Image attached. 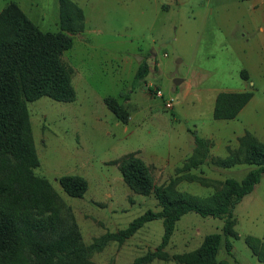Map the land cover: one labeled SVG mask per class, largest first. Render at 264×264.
Wrapping results in <instances>:
<instances>
[{
	"label": "rangeland",
	"instance_id": "obj_1",
	"mask_svg": "<svg viewBox=\"0 0 264 264\" xmlns=\"http://www.w3.org/2000/svg\"><path fill=\"white\" fill-rule=\"evenodd\" d=\"M10 1L42 31H60L58 0H0V11ZM72 1L83 10L84 29L68 33L72 46L62 59L72 69L75 100L43 96L27 103L39 159L33 171L58 194L63 226L74 222L87 246L147 209H160L153 194H137L123 181L115 162L128 153L146 163L154 185L175 181L177 191L203 198L221 189L224 179L241 180L253 168H222L211 159L236 151L246 132L264 143V0ZM142 62L149 72L134 84ZM176 78L182 82L175 84ZM238 91L253 95L234 118L214 119L217 94ZM107 96L128 111L127 123L105 106ZM193 132L206 140L204 159L177 171L194 152ZM62 175L86 179L83 197L62 190ZM233 216L237 237H230L231 253L222 240L217 260L264 264L245 243L248 235L264 242V173L235 205ZM222 226V218L184 213L161 250L166 258L147 264H181L174 254L196 249ZM162 235V219H154L123 242L109 240L94 248L85 259L134 264L158 247Z\"/></svg>",
	"mask_w": 264,
	"mask_h": 264
},
{
	"label": "trees",
	"instance_id": "obj_2",
	"mask_svg": "<svg viewBox=\"0 0 264 264\" xmlns=\"http://www.w3.org/2000/svg\"><path fill=\"white\" fill-rule=\"evenodd\" d=\"M58 6L59 32L39 29L14 1L0 11V264H92L85 257L94 248L109 240L123 242L147 222L162 219L160 244L134 261V264H147L157 256L166 258L161 250L169 242L176 221L189 211L203 217L222 218L221 232L205 235L199 247L174 254L172 258L181 264H236L216 257L222 240L227 253H231L230 237H237L233 209L264 173V143L248 132L238 138L236 151L211 159L222 168L252 165L241 180L226 178L221 189L204 198L186 194L175 189V181L154 185L146 163L134 152L128 153L115 162L123 181L137 194H153L160 209H147L125 228L107 232L87 246L74 222L62 225L58 194L48 179L33 171L39 159L27 108L28 102L43 96L61 102H71L76 97L72 69L65 64L62 54L72 46L68 33L84 29V13L72 0H58ZM148 72L146 62L139 64L134 84ZM242 74L246 77L245 72ZM252 95L250 91L219 92L213 107L214 119L234 118ZM104 104L117 120L127 123L128 111L116 98L107 96ZM193 135L194 152L177 171H188L204 159L206 140L196 132ZM58 182L74 198L83 197L88 186L80 175H62ZM245 243L264 261V242L248 235Z\"/></svg>",
	"mask_w": 264,
	"mask_h": 264
},
{
	"label": "built area",
	"instance_id": "obj_3",
	"mask_svg": "<svg viewBox=\"0 0 264 264\" xmlns=\"http://www.w3.org/2000/svg\"><path fill=\"white\" fill-rule=\"evenodd\" d=\"M156 94H159L158 96H161V92H160V90L157 89ZM171 102H172V100L170 99V100L167 102V104H166L167 107H170V106H171Z\"/></svg>",
	"mask_w": 264,
	"mask_h": 264
},
{
	"label": "water",
	"instance_id": "obj_4",
	"mask_svg": "<svg viewBox=\"0 0 264 264\" xmlns=\"http://www.w3.org/2000/svg\"><path fill=\"white\" fill-rule=\"evenodd\" d=\"M181 82H182V79H179V78L174 79V83H175V84H179V83H181Z\"/></svg>",
	"mask_w": 264,
	"mask_h": 264
},
{
	"label": "bare ground",
	"instance_id": "obj_5",
	"mask_svg": "<svg viewBox=\"0 0 264 264\" xmlns=\"http://www.w3.org/2000/svg\"><path fill=\"white\" fill-rule=\"evenodd\" d=\"M155 93V92H154ZM162 96V95H161Z\"/></svg>",
	"mask_w": 264,
	"mask_h": 264
}]
</instances>
